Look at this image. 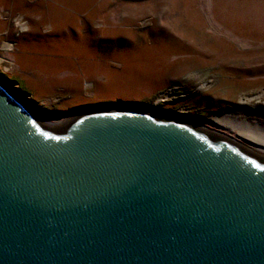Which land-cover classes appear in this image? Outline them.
<instances>
[{
	"label": "water",
	"instance_id": "1",
	"mask_svg": "<svg viewBox=\"0 0 264 264\" xmlns=\"http://www.w3.org/2000/svg\"><path fill=\"white\" fill-rule=\"evenodd\" d=\"M141 110L45 125L0 77V264H264V158Z\"/></svg>",
	"mask_w": 264,
	"mask_h": 264
},
{
	"label": "rangeland",
	"instance_id": "2",
	"mask_svg": "<svg viewBox=\"0 0 264 264\" xmlns=\"http://www.w3.org/2000/svg\"><path fill=\"white\" fill-rule=\"evenodd\" d=\"M0 77L46 120L136 106L245 145L264 136V0H0Z\"/></svg>",
	"mask_w": 264,
	"mask_h": 264
},
{
	"label": "bare ground",
	"instance_id": "3",
	"mask_svg": "<svg viewBox=\"0 0 264 264\" xmlns=\"http://www.w3.org/2000/svg\"><path fill=\"white\" fill-rule=\"evenodd\" d=\"M31 108V107H30ZM32 109V108H31ZM141 111H144L145 113H148V114H151V115H155L157 116L158 114L156 113H153V112H150V111H146V110H141ZM34 116V115H33ZM160 116H163V115H160ZM166 116V115H164ZM170 118H173V119H176V120H179V121H182L184 123H187L189 125H192L196 128H199L201 130H204V131H207V132H210V133H213L217 136H219L220 138L242 148L243 150L247 151L248 153H251L255 156H258V157H261V158H264V136L261 137V138H254V137H250L248 135H246L244 132H242V130L238 129L241 133V138L247 142V144L243 145L242 143L236 141V140H233V139H230L229 137H225L221 134H219L218 132L216 131H212V130H209L207 128H203L201 126H198L196 125L195 123L193 122H190V121H187L185 119H179L178 116L176 115H169ZM174 116V117H173ZM38 121H40L41 123L45 124V125H58V124H61L65 121H67V118L65 119H56V118H50L49 120H46V119H43L41 118L40 116H34ZM231 117H229L228 115H219V116H214L212 117V120H208L210 123L214 124V125H218L219 127H222V128H226V129H237V127L235 126L236 124H233ZM237 125H242L243 128H252L250 127L251 125L249 123H238ZM237 130V131H238ZM250 130V129H249ZM259 130V129H258ZM238 133V132H237ZM240 136V135H239Z\"/></svg>",
	"mask_w": 264,
	"mask_h": 264
}]
</instances>
